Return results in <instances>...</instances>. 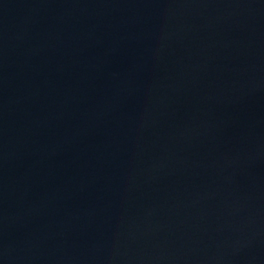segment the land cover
I'll return each instance as SVG.
<instances>
[{"label":"water","instance_id":"1","mask_svg":"<svg viewBox=\"0 0 264 264\" xmlns=\"http://www.w3.org/2000/svg\"><path fill=\"white\" fill-rule=\"evenodd\" d=\"M0 264H264V0H0Z\"/></svg>","mask_w":264,"mask_h":264}]
</instances>
